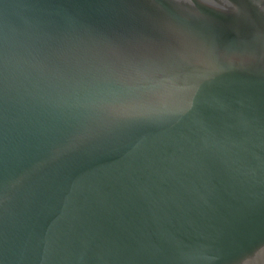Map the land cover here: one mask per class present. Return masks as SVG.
<instances>
[{"label":"water","instance_id":"water-1","mask_svg":"<svg viewBox=\"0 0 264 264\" xmlns=\"http://www.w3.org/2000/svg\"><path fill=\"white\" fill-rule=\"evenodd\" d=\"M0 264H264V0H0Z\"/></svg>","mask_w":264,"mask_h":264}]
</instances>
